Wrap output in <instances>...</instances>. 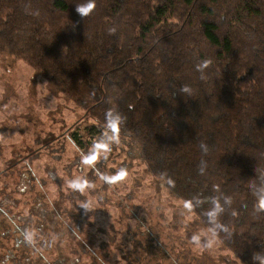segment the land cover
I'll return each mask as SVG.
<instances>
[{"label":"trees","instance_id":"obj_1","mask_svg":"<svg viewBox=\"0 0 264 264\" xmlns=\"http://www.w3.org/2000/svg\"><path fill=\"white\" fill-rule=\"evenodd\" d=\"M81 2L0 0V54L26 61L96 122L84 130L88 139L80 126L70 136L80 151L101 135L111 109L126 117L121 137L140 146L171 195L205 201L191 212L206 228L208 198L223 205L231 197L218 218L231 235L218 239L253 264L264 251V213L253 195L264 175V0H96L84 19L75 11ZM203 59L212 64L201 80ZM11 210L0 202V264H81L58 245L49 259L51 240L23 241L30 219Z\"/></svg>","mask_w":264,"mask_h":264},{"label":"rangeland","instance_id":"obj_2","mask_svg":"<svg viewBox=\"0 0 264 264\" xmlns=\"http://www.w3.org/2000/svg\"><path fill=\"white\" fill-rule=\"evenodd\" d=\"M95 123L26 61L0 54V131L9 133L0 140V202L30 219L29 235L38 242L53 241L44 255L56 258L58 245L65 254L75 251L81 264H242L218 238L209 249L191 242L193 233L204 238L208 228L148 172L139 145L121 137L97 163L108 174L127 168L116 184L81 165L80 152L90 147L77 151L70 136L80 126L88 139L84 130ZM81 175L95 182L83 194L68 187ZM81 201L91 202L87 214ZM13 239L4 240L6 248Z\"/></svg>","mask_w":264,"mask_h":264},{"label":"clouds","instance_id":"obj_3","mask_svg":"<svg viewBox=\"0 0 264 264\" xmlns=\"http://www.w3.org/2000/svg\"><path fill=\"white\" fill-rule=\"evenodd\" d=\"M96 6V0H82L81 3L75 4V11L82 19H84L96 9ZM31 14L39 15V11L36 10ZM108 31L109 34H115L117 28L111 27L108 29ZM211 64V59H203L197 63L196 70L201 74V80L206 79L205 71L211 66ZM37 86H41V84H37ZM181 91L189 96H191L193 93V89L187 84L182 86ZM125 120L126 117L122 116L119 112L114 113L111 109H109L105 113V123L104 128L101 131V135L95 140L87 152H80L81 165L92 168L95 172V175L107 185L116 184L128 176V170L124 167H121L114 174L101 172L100 169L96 167L100 160H107V154L112 151L113 146L119 145L121 143V129ZM8 135L9 133L0 131V140L4 139ZM72 143L73 147H76L75 142ZM200 146L201 148L205 149V151H207L206 146L203 143ZM77 151L80 150L77 148ZM200 172L203 174V168L200 169ZM162 175L166 176V174ZM258 179L260 181L259 187L253 192L256 200L254 204V210L258 213H264V175H260ZM167 183L174 186V181L170 178L167 179ZM68 187L73 192L83 194L86 190L94 188L95 182L81 175L70 179L68 181ZM99 199L103 200V196L101 195ZM208 202L211 204V208L206 212L207 222L210 225L207 229V236L202 238V234L200 233H193L191 236V242L203 249L211 248L221 232L228 234L229 236L231 235L228 226L220 223L218 219L219 216L225 212V206L231 205V197L223 196V205L221 204L220 197H210L208 198ZM203 203H205L204 200L192 198L184 201L183 208L187 212H191L194 208L202 205ZM80 207L84 208L85 214H87V212L91 209V202L81 201ZM181 215H183V213ZM20 232L22 233L23 241L30 244L34 239L33 236L29 235L27 229H20ZM252 261L253 264H264V251L254 252L252 255Z\"/></svg>","mask_w":264,"mask_h":264}]
</instances>
